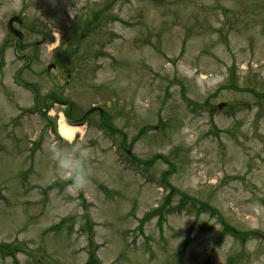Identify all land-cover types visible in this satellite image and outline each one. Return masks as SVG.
Listing matches in <instances>:
<instances>
[{
    "label": "rangeland",
    "instance_id": "rangeland-1",
    "mask_svg": "<svg viewBox=\"0 0 264 264\" xmlns=\"http://www.w3.org/2000/svg\"><path fill=\"white\" fill-rule=\"evenodd\" d=\"M0 264H264V0H0Z\"/></svg>",
    "mask_w": 264,
    "mask_h": 264
},
{
    "label": "clouds",
    "instance_id": "clouds-1",
    "mask_svg": "<svg viewBox=\"0 0 264 264\" xmlns=\"http://www.w3.org/2000/svg\"><path fill=\"white\" fill-rule=\"evenodd\" d=\"M65 140L71 142L70 136H65ZM49 152L52 159L56 163L58 171L66 180L71 183L67 185V191L71 192L74 189L82 188L87 182V171L85 161L87 159V151L76 144L70 151H65L64 148L53 143L49 145Z\"/></svg>",
    "mask_w": 264,
    "mask_h": 264
},
{
    "label": "water",
    "instance_id": "water-1",
    "mask_svg": "<svg viewBox=\"0 0 264 264\" xmlns=\"http://www.w3.org/2000/svg\"><path fill=\"white\" fill-rule=\"evenodd\" d=\"M15 22L21 23V19H20L19 17H17V16L12 17V18L9 20V22H8V29H9L10 32H12L15 36H17L18 38L21 39V38H23V35H22L21 31H19L18 29H16V28L14 27V23H15ZM53 67H55V65H54V64H50V65L48 66V70H51ZM223 106H225L224 103H221V104L218 105L219 108H222ZM93 110H94V109H93ZM71 125L76 126L77 124L74 122V123H71Z\"/></svg>",
    "mask_w": 264,
    "mask_h": 264
},
{
    "label": "bare ground",
    "instance_id": "bare-ground-1",
    "mask_svg": "<svg viewBox=\"0 0 264 264\" xmlns=\"http://www.w3.org/2000/svg\"><path fill=\"white\" fill-rule=\"evenodd\" d=\"M78 126H74L71 124H64L60 127V135L65 138V136H70L71 138L74 136L75 132L78 130Z\"/></svg>",
    "mask_w": 264,
    "mask_h": 264
},
{
    "label": "flooded vegetation",
    "instance_id": "flooded-vegetation-1",
    "mask_svg": "<svg viewBox=\"0 0 264 264\" xmlns=\"http://www.w3.org/2000/svg\"><path fill=\"white\" fill-rule=\"evenodd\" d=\"M20 24H22V22L20 23ZM14 36V35H13ZM15 37V36H14ZM19 41H20V39L18 38V37H16ZM13 40V39H12ZM22 40V39H21ZM19 42L18 41H16V42H14V46H15V48H17L18 46H19ZM54 68H57V65L55 64V67Z\"/></svg>",
    "mask_w": 264,
    "mask_h": 264
},
{
    "label": "trees",
    "instance_id": "trees-1",
    "mask_svg": "<svg viewBox=\"0 0 264 264\" xmlns=\"http://www.w3.org/2000/svg\"><path fill=\"white\" fill-rule=\"evenodd\" d=\"M91 261H93V262H91V263H94V260H91Z\"/></svg>",
    "mask_w": 264,
    "mask_h": 264
}]
</instances>
